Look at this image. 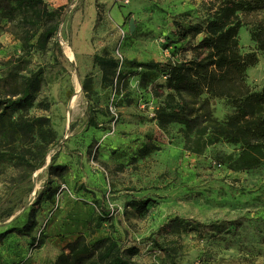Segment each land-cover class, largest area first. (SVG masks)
I'll use <instances>...</instances> for the list:
<instances>
[{
  "label": "rangeland",
  "instance_id": "rangeland-1",
  "mask_svg": "<svg viewBox=\"0 0 264 264\" xmlns=\"http://www.w3.org/2000/svg\"><path fill=\"white\" fill-rule=\"evenodd\" d=\"M245 1L238 38L246 69L232 68L216 83L233 94L264 88V51L254 39L264 40V0ZM45 2L63 7L59 23L42 19L34 0L0 4V233L29 225V235L11 232L0 241V264H54L80 234L91 244L111 234L124 247L137 246L140 264H264V157L260 166L234 170L230 157L240 144L221 140L196 151L201 145L188 140L187 126L159 112L172 91L165 75L143 84L145 69L127 67L133 74L104 87L93 63L105 52L120 60L199 59L208 51L198 46L206 33L180 39L178 25L204 23L219 0ZM205 96L220 120L233 110L226 98ZM23 97L34 104L7 102ZM90 104L98 127L89 124ZM42 125L57 132L55 141L36 139ZM175 215L242 223L225 238L209 228L159 234Z\"/></svg>",
  "mask_w": 264,
  "mask_h": 264
},
{
  "label": "trees",
  "instance_id": "trees-1",
  "mask_svg": "<svg viewBox=\"0 0 264 264\" xmlns=\"http://www.w3.org/2000/svg\"><path fill=\"white\" fill-rule=\"evenodd\" d=\"M4 0H0V4ZM41 5V18L44 20L56 19L60 22L63 16V7L50 8L45 0H34ZM245 0H219L216 7H209L208 16L204 23L182 22L178 25L180 39H186L191 34L205 36L198 46L207 49L206 55L199 59L179 60L168 58L165 61H137L124 59L107 52L96 53L93 63L102 72L104 87H115L123 78H127V67L144 68L142 83L146 84L156 75L167 77L171 92L167 93L159 112L170 119L184 123L187 126V137L190 142L197 141L196 151L206 146L227 140L240 144L237 156H231V168L245 170L260 166L264 157V88L261 92L245 89L238 94L231 93L230 89L217 86L216 83L230 78V70L237 68L244 72L247 62L242 60L239 53L238 33L242 26L238 12L250 8ZM264 51V40L254 37ZM58 52L62 53L59 41H56ZM175 51V49H174ZM124 66V67H123ZM135 72V71H134ZM131 74L132 71L130 72ZM83 91L90 94L92 90V76L86 75L82 83ZM204 93L226 98L232 104L233 110L225 114V118H217L210 108L209 96L202 97ZM199 100V107L193 100ZM6 102V101H5ZM13 108L31 107L34 104L30 97L8 99ZM1 103V101H0ZM88 117L89 124L99 126L95 119L92 105ZM1 114V112H0ZM191 134H194L192 137ZM57 132L50 126H38L36 139L41 142H53ZM197 139V140H196ZM53 164V163H52ZM50 165L52 167L53 165ZM47 195L46 186L36 197V203L41 202ZM100 217L96 227H101ZM238 220H216L211 223H202L197 219L175 215L170 217L158 230L159 234H175L181 232H197L209 228L217 236L223 232L237 230L241 224ZM17 232L20 235H29V225L15 227L0 233L2 241L9 233ZM153 243L164 248L158 239L150 237ZM69 252L61 253L54 264H83L86 259H92V264H140L133 259L139 252L137 246L124 247L111 234L96 240L91 244L84 234H80L67 245ZM173 258V254L167 251ZM96 258V259H95Z\"/></svg>",
  "mask_w": 264,
  "mask_h": 264
},
{
  "label": "water",
  "instance_id": "water-1",
  "mask_svg": "<svg viewBox=\"0 0 264 264\" xmlns=\"http://www.w3.org/2000/svg\"><path fill=\"white\" fill-rule=\"evenodd\" d=\"M134 29H135V22H134V19L131 18V19H130V30L133 32Z\"/></svg>",
  "mask_w": 264,
  "mask_h": 264
},
{
  "label": "bare ground",
  "instance_id": "bare-ground-1",
  "mask_svg": "<svg viewBox=\"0 0 264 264\" xmlns=\"http://www.w3.org/2000/svg\"><path fill=\"white\" fill-rule=\"evenodd\" d=\"M68 58H69L71 61H73V59H74V57H73V55H72L71 53H68Z\"/></svg>",
  "mask_w": 264,
  "mask_h": 264
}]
</instances>
